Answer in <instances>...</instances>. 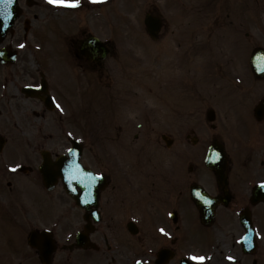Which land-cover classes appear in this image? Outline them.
Listing matches in <instances>:
<instances>
[{"label":"flooded vegetation","instance_id":"1","mask_svg":"<svg viewBox=\"0 0 264 264\" xmlns=\"http://www.w3.org/2000/svg\"><path fill=\"white\" fill-rule=\"evenodd\" d=\"M240 2L156 0V14L163 11L166 24L170 26L174 23L171 19L169 21L170 16L168 18L170 4L177 11L179 21L187 20L189 12L197 18L203 15L204 20H200L202 31H165L156 42V69L132 71L131 76L140 88L138 94H144L145 90L140 81L153 76L152 83L149 82V89L155 94L153 111H145L143 95L136 103L137 113L130 117L133 113L128 112L129 75L125 74L122 83L113 89L112 73H106L105 93L107 98L110 96V106L115 111L107 112L100 118L110 126L101 131L107 134V140L121 142L116 146L113 143L102 146L106 152H115L116 157L98 156L89 143L90 131L80 129L75 120L79 113L75 86V93L68 87L69 98L67 91L63 89L61 93L49 84L50 77L46 73L47 90H33L37 96L27 97L23 93L24 85L37 87L39 79L30 74V82L22 83L27 77L21 73L15 75L14 79L22 84L14 81L13 88L0 95V249L5 255L18 243L27 242V236L34 229L51 231L55 245L52 261L64 250L71 252L75 261H79L82 252L93 251L75 246L77 233L89 228L86 210L66 195L61 178L50 180L53 185L49 188L39 170L44 157L54 162L59 156L67 154L76 139L83 145V164L104 176L98 188L99 220L92 216L93 207L88 218L91 240L105 243L106 251L101 246L97 248V252L104 257L110 256L111 252L114 254L111 258L127 262L135 256L129 254L133 251L142 258H152L155 245L156 252L163 247L174 250L175 259L182 255L184 245L177 233L189 231L197 225L199 213L193 207L191 191L193 185L198 184L211 196L226 198L225 203L216 207L214 220L200 223L204 246H208L201 254L207 259L200 264H264V204L253 201L264 197V65H260L259 73L252 63L258 51L264 56V0L244 2L248 7L245 26L248 31L245 28L238 31L237 38L242 36L248 42L247 48L233 46L235 37L232 34L237 31L233 27V18ZM216 30L223 31L221 35L225 32L227 36H217ZM216 38L221 46L208 47ZM81 39L79 37V41ZM165 52H170L169 65L161 63ZM73 53L80 55L78 48L73 49ZM193 56H200V64L194 62ZM80 66L87 81L82 101H86L88 93V103L93 110L95 100L92 95L95 96L97 87L96 65L88 63ZM48 88L51 94L63 99L60 107L56 104L55 108H50L40 98L48 95ZM161 91H179L174 98L191 97L198 91L202 93L200 114L203 131L198 138H190V133L177 128L173 114L167 113L161 119L156 113V98H160ZM16 92L23 98L15 97L13 94ZM210 110L214 111L213 121L208 120ZM17 119L24 120L25 125L20 123L21 127H18ZM134 119L140 121L141 126L133 127ZM118 125L133 130L134 136L128 135ZM161 130L173 142L168 148L182 152V157L169 175L166 166L161 165L165 161H156V153L153 154L155 160L152 159L150 146L137 143L140 135H152L155 138L150 142L156 144V135H160ZM161 135L157 137L159 145ZM213 142L225 151L227 164L221 177L207 167L204 158L194 161L191 153L195 148L203 151L205 157ZM13 168L16 170L13 171ZM54 173V170L48 171V175L53 176ZM74 176L78 180L80 170H75ZM77 189L80 192L81 187ZM39 205H42L41 211L37 210ZM241 216H247L252 227L256 228L258 246L252 254L241 250L239 239L245 227ZM161 228L173 233V237L166 239L159 235ZM61 231L69 234L67 242L61 239L60 234L66 236ZM154 231L156 244H148L143 240V233ZM110 238L113 241L116 239L115 250H112L113 245L108 244ZM187 241L188 238H185L183 243L188 246ZM0 259L13 261L11 256Z\"/></svg>","mask_w":264,"mask_h":264},{"label":"rangeland","instance_id":"2","mask_svg":"<svg viewBox=\"0 0 264 264\" xmlns=\"http://www.w3.org/2000/svg\"><path fill=\"white\" fill-rule=\"evenodd\" d=\"M119 1L120 0H115L112 3H109L107 8L103 6L102 7L103 9L102 10L100 9V10L104 11V10H106L108 8H112V11L108 12L109 15H112L111 17H116V16H118L117 14L121 15V14L124 13V11L119 10L117 8L114 10V8H113L114 4H117ZM121 1H122L121 2L122 5H127L128 4V0H121ZM126 1H127V3H126ZM145 4H147V5L144 8H138L137 7L136 12H135L136 15H141L142 10H148L150 8V5H149L150 1L149 2L146 1ZM153 4H156V1L153 2ZM32 11L36 12L39 15L38 18H37L38 22H36L35 28L33 27L34 29H32V31H31L32 34L30 33V35L28 37V41H27L28 45L27 46L23 42L24 41L23 40V36H20V37L14 36V38L11 40L16 48L21 47V45H23V47H21V52L19 53L16 65H14L12 67H9L10 71L0 69V89H1V93L4 92L5 86H7L8 89H9V86L13 87V83H11V81L14 79L15 75L18 72H20L23 76H27V75H30V74L38 75L39 68H40V65H41V61H39V59L37 60L35 58L36 55L33 53L31 44L29 45V43H32V44L34 43L35 45H37V44L39 45V43L41 42L40 41L41 36L38 33V28L37 27L40 26V24H42L41 26H43L45 24H43V22H41L43 19L40 18V17H42V15H41L42 8L40 6H37V7L33 8ZM115 12H117V14H115ZM73 15H74L73 18H70V19L65 18V19H67L68 23H72V26L74 28H76L78 26L76 31H79L80 26H84V25H82L83 24L82 22L84 20H86V18H87L86 14L83 13V12H78V13L73 14ZM106 15H107V13H106ZM106 15L104 13L103 17L92 18V20L93 21H95L94 19H100L101 20ZM59 16L62 17V12L60 13ZM247 16H248V7H247V5H245L241 1L240 2V7L237 10L236 16H234V18H233V21H234L233 27L235 26L237 31L232 34L235 37L234 45H236L237 47H240V48H247V46H248V42L246 40L237 38V32L243 30L245 28V26H246ZM108 18L111 21L114 20L113 18H110V17H108ZM121 19L125 20L128 24H132V23L135 24L134 22H136L134 16L121 17ZM74 20H76V21L73 22ZM121 25H122V22H120V21H113V22L110 23L111 28L114 31H117V32L121 31ZM134 26H136V25H130V27H134ZM67 34H69V32L62 29V34H60V32H59L58 35H55L54 37H52L49 40V42H48V45H49L50 49L52 50V53L50 54L49 61H48V67H49L50 70H54L52 72L55 75L54 77H56V80L58 81V84H63L64 83L67 71L69 70V67H68L67 63H70V62H69L68 59L65 60V56H64V53L67 55L68 48H69L68 41H67V39L65 37ZM71 37L72 36L70 35L69 36V41H70ZM29 48H31V49H29ZM25 70H26V72H25ZM16 77H18V76H16ZM6 78H7V80H6ZM152 81H153V76L150 75L148 78L140 81V84L145 87L147 85V83H149V82L152 83ZM129 82H131V81H129ZM134 89H135L134 94H133L132 97H130V99L133 100V101H136V103H137L138 100H140V98H142L143 94H141L140 96L138 95V91L137 90H140L138 85H136L134 87ZM15 96L19 97V95H15ZM153 98H154V96H150L149 97L150 100L153 99ZM136 103H135L134 108L131 109L133 112L137 111ZM133 115L134 114H132L131 116H133ZM196 118H197V115L194 114L192 119H191V121H190L191 122L190 127L193 130L195 128H197L195 126V119ZM33 123H38V122L34 121ZM192 126H194L195 128L192 127ZM190 127H186V129L190 128ZM177 128H179V127H177ZM162 144H163V142H162ZM18 250H20V252H23V253L27 254V250L24 249V248H19ZM11 252H15V249H13ZM0 264H13V263H11V262H1ZM22 264H40V263L37 262L36 259H32V260L28 259V260L23 261ZM61 264H63V262H61ZM94 264H97V263H94Z\"/></svg>","mask_w":264,"mask_h":264},{"label":"snow or ice","instance_id":"3","mask_svg":"<svg viewBox=\"0 0 264 264\" xmlns=\"http://www.w3.org/2000/svg\"><path fill=\"white\" fill-rule=\"evenodd\" d=\"M13 2L14 0H0V6H2L0 7V17L7 19L11 15V13L7 10V6ZM102 2L103 0H92V3H102ZM49 3L62 5V6L78 7L80 4V0H49ZM21 47H23V45H21ZM0 55H2V53H0ZM57 107H60V106L57 105ZM12 170L15 171L16 169L13 168ZM206 202L210 203V201H206ZM160 232L167 235V232L163 228L160 229ZM191 259L198 260V261H204L207 258L203 256H200V257L193 256L191 257ZM230 259L232 258L230 257ZM138 264H140V262H138Z\"/></svg>","mask_w":264,"mask_h":264}]
</instances>
